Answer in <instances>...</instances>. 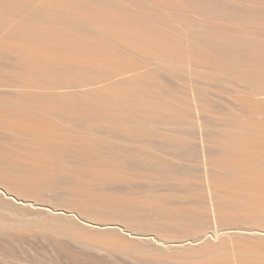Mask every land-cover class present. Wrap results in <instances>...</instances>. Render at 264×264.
Segmentation results:
<instances>
[{"label": "bare ground", "instance_id": "obj_1", "mask_svg": "<svg viewBox=\"0 0 264 264\" xmlns=\"http://www.w3.org/2000/svg\"><path fill=\"white\" fill-rule=\"evenodd\" d=\"M0 217L7 263L264 264V0H0Z\"/></svg>", "mask_w": 264, "mask_h": 264}, {"label": "rangeland", "instance_id": "obj_2", "mask_svg": "<svg viewBox=\"0 0 264 264\" xmlns=\"http://www.w3.org/2000/svg\"><path fill=\"white\" fill-rule=\"evenodd\" d=\"M5 216H6V215H5ZM1 217H3V216L1 215ZM1 217H0V220L2 219ZM4 218H5V217H4ZM33 222H34V221H33ZM35 222H37V221L35 220ZM20 241H21V240H19L18 242H15V244L18 243L17 245H15L14 242L12 241L13 244H10V243H9V248H10L11 245H13V246H11V249H14V248L16 247V252L19 251V253H21L23 250H25L24 248H26L27 246H26V244H24V245H25V246H24V245H23V242L21 241V242H22V243H21ZM12 242H11V243H12ZM19 242H20V243H19ZM31 242L33 243V241H31ZM34 243H35V242H34ZM22 245H23V246H22ZM14 246H15V247H14ZM21 246H22V247H21ZM6 247H8V246H5V249L7 250ZM17 247H18V248H17ZM20 248H23V250H21ZM11 249H10V250H11ZM19 249H20V250H19ZM8 250H9V249H8ZM11 251H13V250H11ZM14 251H15V249H14ZM20 251H21V252H20ZM3 261H4V262H3ZM0 262H2L1 264H9V263H10V264H14V263H11V262H8V263H7V261H5V260H3V259H1ZM5 262H6V263H5Z\"/></svg>", "mask_w": 264, "mask_h": 264}]
</instances>
